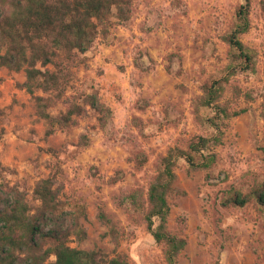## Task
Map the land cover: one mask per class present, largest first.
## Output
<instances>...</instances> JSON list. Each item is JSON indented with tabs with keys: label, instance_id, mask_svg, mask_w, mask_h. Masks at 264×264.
<instances>
[{
	"label": "rangeland",
	"instance_id": "rangeland-1",
	"mask_svg": "<svg viewBox=\"0 0 264 264\" xmlns=\"http://www.w3.org/2000/svg\"><path fill=\"white\" fill-rule=\"evenodd\" d=\"M253 0L251 27L241 35L258 52L254 72L226 83L219 103L233 114L224 120L210 167L191 168L180 158L168 194V230L187 240L179 264H264V209L252 198L225 203L235 191L250 193L264 183V11ZM246 0H133L131 17L115 23L91 48L70 56L59 50L47 66L59 85L30 93L19 72L0 67V164L2 178L17 186L36 212L37 184L54 176L62 200L80 203L82 235L69 245L101 249L129 264H167L166 243L148 228L149 188L170 148L187 149L216 129L200 106L205 86L225 75L231 32ZM97 94L110 108L89 102ZM38 97L43 100L39 101ZM41 103L52 116L77 106L71 122L48 134ZM86 136L89 143L81 141ZM137 192L136 204L130 195ZM103 211L112 221L104 223ZM155 222L159 220L155 218ZM115 228V233L111 232ZM51 261L55 256H51Z\"/></svg>",
	"mask_w": 264,
	"mask_h": 264
},
{
	"label": "trees",
	"instance_id": "trees-1",
	"mask_svg": "<svg viewBox=\"0 0 264 264\" xmlns=\"http://www.w3.org/2000/svg\"><path fill=\"white\" fill-rule=\"evenodd\" d=\"M133 0H0V67L14 71L25 70L27 80L22 84L30 93L41 88L49 91L59 85L58 74L38 64L47 66L53 62L57 51H66L72 56L75 51H88L99 34L109 35L115 23H124L131 17ZM253 0L242 4L234 26L225 39L230 45V62L225 75L205 86L199 104L212 108L213 116L206 121L216 129L212 137L199 136L187 149L170 148L163 157L158 174L149 188L150 209L147 213L148 228L157 242L166 243L167 264H179L178 256L187 245V240L168 230L171 206L168 194L176 179L175 166L180 158L191 168L210 167L216 155L210 153L211 143H220L222 125L233 115L228 107L219 103L226 83L239 72H254L258 52L246 45L241 35L251 27L250 12ZM264 11V0L260 1ZM0 75V82L2 81ZM42 101V97H38ZM92 106L102 112H110L101 103L97 94L89 97ZM41 103L40 115L48 120V134L68 125L77 106L71 107L61 116H52ZM86 136L81 141L89 143ZM56 178L42 179L34 189L41 205L32 212L26 194L17 186L9 185L3 178L0 164V264H129L123 256L107 258L101 249H80L69 245L71 234L82 235L79 217L85 215L80 203L62 200L60 187H55ZM137 204L139 194L130 195ZM252 198L264 209V183L250 193L235 191L225 203L246 205ZM100 219L107 224L112 221L101 211ZM155 218L159 220L155 222ZM115 233V228H111ZM55 260L51 261V256Z\"/></svg>",
	"mask_w": 264,
	"mask_h": 264
}]
</instances>
